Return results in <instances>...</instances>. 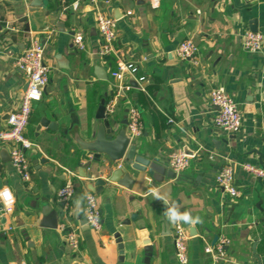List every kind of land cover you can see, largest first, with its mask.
I'll return each mask as SVG.
<instances>
[{"label": "crops", "instance_id": "crops-1", "mask_svg": "<svg viewBox=\"0 0 264 264\" xmlns=\"http://www.w3.org/2000/svg\"><path fill=\"white\" fill-rule=\"evenodd\" d=\"M39 1L41 6L30 12L32 0H0V130L7 128L8 114L25 89L24 74L14 60L31 40L44 46L49 67L24 132L32 143L26 151L28 181L12 167L8 145L0 143V187L7 188L14 201L12 212L0 217V264H145L144 237L152 246L147 264H177L174 223L165 216L173 205L201 220L194 226L182 222L189 235L187 264H256L258 258L264 264V178L242 168L243 163L264 167V44L257 52L241 46V35L251 24L264 35V0ZM74 1L76 9L70 7ZM97 11L116 21L111 54L97 53ZM76 31L83 36L84 50L71 46ZM186 38L197 47V64L174 53ZM56 54L61 55L58 60ZM118 59L134 63L145 79L138 83L128 78L131 88L108 119L117 127L126 121L127 108L136 106L142 128L134 139L143 150L169 168L168 155L187 148L190 162L175 178L156 186L147 173L128 169L134 180L130 190L104 186L93 191L101 218L100 229L94 231L83 219L84 195L91 190L77 172L85 168L91 181L105 177V157L94 158L76 138L89 139L99 101L112 93ZM102 74L105 77L99 78ZM218 85L242 113L236 133L214 126L209 90ZM226 163L233 164L239 191L235 197L214 181ZM67 181L73 192L64 205L57 190ZM43 202L57 211L56 228L40 225ZM69 230L78 233L76 250L66 242ZM214 235L228 239L224 259L214 260L204 251Z\"/></svg>", "mask_w": 264, "mask_h": 264}, {"label": "built area", "instance_id": "built-area-1", "mask_svg": "<svg viewBox=\"0 0 264 264\" xmlns=\"http://www.w3.org/2000/svg\"><path fill=\"white\" fill-rule=\"evenodd\" d=\"M157 3L158 0H151ZM72 9L78 7V2L74 1L70 5ZM95 25L101 37V43L97 49L100 55L113 53V44L116 38V21L112 16L97 11L95 15ZM264 44V35L258 31L246 29L241 35V46L248 52H257ZM71 46L75 50H84L85 44L82 34L76 31L71 37ZM197 47L191 38H186L179 42L174 50L176 57L182 61H188L197 64ZM14 66L20 69L25 77V89L20 97L18 106L8 114L7 128L0 130V143L8 145L10 163L14 170L24 181L30 178V164L26 151L32 146V143L24 135L28 118L32 112L33 103L38 101L42 95L44 86L48 80L49 67L44 60V46L38 40L33 39L30 45L25 48L14 60ZM260 74L264 78V64L260 68ZM115 82L112 93L106 99L105 114L110 116L125 91L131 88L128 78L140 83L145 77L138 73V67L122 59L116 61L115 70L112 73ZM209 102L215 107L213 117L214 126L225 133H236L240 130L242 124V113L237 102L224 89L223 86H214L209 90ZM171 121L170 119H168ZM126 126L134 139L142 128L141 117L136 106H129L126 110ZM168 166L180 174L190 162V156L183 149H177L168 155ZM242 168L258 178H264V167L250 163H243ZM214 181L216 185L225 194L235 197L239 191L234 184L233 164H224L215 174ZM73 192V185L67 181L57 190V197L65 205ZM13 197L11 192L0 187V217L10 214L13 210ZM84 218L86 224L94 231L101 227L100 211L96 202V196L88 191L84 195ZM189 235L182 222L173 224L172 241L174 257L177 264H187V241ZM66 242L72 250H76L79 244V236L75 230H69L66 233ZM228 239L220 236L213 244L206 243L204 251L214 260L224 259L225 247Z\"/></svg>", "mask_w": 264, "mask_h": 264}, {"label": "water", "instance_id": "water-1", "mask_svg": "<svg viewBox=\"0 0 264 264\" xmlns=\"http://www.w3.org/2000/svg\"><path fill=\"white\" fill-rule=\"evenodd\" d=\"M39 6H41L39 0H32L28 10L32 12ZM114 17L116 18L115 15ZM61 24L62 22H58L57 26ZM250 30L256 31V27L251 24ZM60 56V54H56V60H58ZM62 67L67 66L63 65ZM98 77L104 78L105 76L102 74ZM250 100L252 99H249V101ZM105 103L106 95L99 101L95 114L96 120L93 123L89 139L86 140L81 136L76 138L79 147L84 151L91 152L94 158L98 159L100 156L105 157V161L102 165V171L105 173V177H98L91 181V175L86 172L85 168L77 172L80 177L88 180V189L92 192H100L101 187L106 186L108 189H115L117 191H119L120 188L130 190L134 184V180L131 178L128 169L140 173H147L152 178L153 186L162 183L165 178H175V172L153 160L151 154L143 150L142 144L131 138L126 126V121L117 127L111 123L105 114ZM41 123L48 125L50 128H54L55 126L46 120H42ZM183 151L188 155L191 154L187 148H184ZM37 158L40 162L44 161L39 153H37ZM60 204H63V202ZM40 213L42 214L41 226L48 228L57 227V211L52 208L51 205L44 202L41 203ZM133 218L134 214L131 215L130 219ZM83 219L85 220L84 216ZM128 221L129 220H125V222ZM114 237L116 238L119 253L122 255L121 238L117 232L114 234ZM217 238L218 236L214 235L211 244H213ZM142 244L144 246L143 261L147 264L152 254V246L150 240L146 237L143 238ZM256 264H261L259 258Z\"/></svg>", "mask_w": 264, "mask_h": 264}, {"label": "clouds", "instance_id": "clouds-1", "mask_svg": "<svg viewBox=\"0 0 264 264\" xmlns=\"http://www.w3.org/2000/svg\"><path fill=\"white\" fill-rule=\"evenodd\" d=\"M165 216L170 222L174 224L179 222H185L194 226L197 223L201 222L200 217L193 218L189 212L181 213L174 205L166 209Z\"/></svg>", "mask_w": 264, "mask_h": 264}]
</instances>
